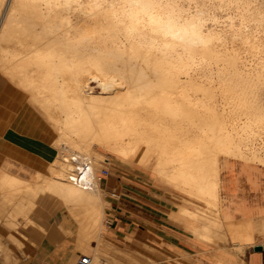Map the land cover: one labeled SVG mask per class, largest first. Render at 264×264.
I'll use <instances>...</instances> for the list:
<instances>
[{
    "label": "bare ground",
    "instance_id": "6f19581e",
    "mask_svg": "<svg viewBox=\"0 0 264 264\" xmlns=\"http://www.w3.org/2000/svg\"><path fill=\"white\" fill-rule=\"evenodd\" d=\"M3 20L0 73L69 152L52 172L85 200L87 237L110 155L210 203L221 155L264 164V0H12Z\"/></svg>",
    "mask_w": 264,
    "mask_h": 264
},
{
    "label": "crops",
    "instance_id": "0c3cea01",
    "mask_svg": "<svg viewBox=\"0 0 264 264\" xmlns=\"http://www.w3.org/2000/svg\"><path fill=\"white\" fill-rule=\"evenodd\" d=\"M54 141L53 131L26 94L0 74V244L6 264L13 257L18 264H73L85 254L92 260L103 256L104 264H116L117 251L140 264H150V260L153 264H264V164L221 155L216 203L151 171L153 178L174 190L163 187L154 191L120 183L119 195L109 202L103 194L117 191L119 181L100 176L98 203L104 210L103 228L97 237H87L85 217L79 214L85 200L79 193L74 198L64 184L67 182L54 178ZM35 203L41 204L32 211L30 205ZM54 203L62 214L55 225ZM30 222L32 227L21 233L10 227Z\"/></svg>",
    "mask_w": 264,
    "mask_h": 264
},
{
    "label": "rangeland",
    "instance_id": "374dc122",
    "mask_svg": "<svg viewBox=\"0 0 264 264\" xmlns=\"http://www.w3.org/2000/svg\"><path fill=\"white\" fill-rule=\"evenodd\" d=\"M11 8H12V0H7L6 4H4L2 11H1V14H0V27L4 21L3 19H5V16L11 12ZM0 74H2V73H0ZM99 81H100L99 79H95L93 81L94 86L96 87V90H97V92H95V93H97V94L101 93V89L99 87V85H100ZM27 98H28V96H27ZM54 135H55L54 146H56L57 134L54 133ZM55 150L59 151L61 158H62L63 154L64 155L69 154V152H66L62 147L58 148V150H57V148H55ZM110 158H111V161H108V162L101 161V164L97 165L98 169H99V175H100L101 170L103 168H107L110 172L111 178L115 177L118 179V181H119L118 187L119 188L117 189V191H113V192L105 191L103 194L104 200L110 202L111 200L114 199L112 197L113 195H116V196L119 195V191H121V187H120L121 184H123L124 186H127V187H129L131 184L132 185H139V186L143 185L144 187H147L149 190H154V191L158 190L159 188H163V187L166 188L167 190H169L170 192H172V190H174V189L160 183L159 181H157V179L153 178L151 176V174L148 172L150 170H146L143 167L138 166L136 163H128V162L119 163L120 160L117 159L116 157L112 156V155H110ZM110 176H108V177H110ZM102 178H104V177H102ZM105 178H107V177H105ZM154 195H156L155 192H154ZM8 204L12 206L14 203L11 202ZM40 204L41 203H35L34 207L32 205H30V207L33 208V210L32 209L31 210L34 211L35 209H37L40 206ZM56 205H57L56 203L53 204V222H54V225H55V223H59L62 220L61 211H60V209H57ZM110 208H111V206H109V208H107V210H109ZM107 218L108 217L106 216V224H107ZM2 219H3V215H0V221H2ZM9 219L11 220L12 216H10ZM39 219H40V217L38 216L36 219V221H38V223H39ZM6 220H7V217H6ZM33 226L37 227V225H33ZM10 227L12 230H15L18 233H21L22 230H24L25 228L27 229L29 227H32V222L27 223L25 225L18 223V224L10 225ZM94 242L98 243L96 240H93V243ZM0 250L2 251V261L1 262L6 264L7 259H6V255H5V249L1 244H0ZM7 251L11 252L10 250H8V248H7ZM105 251L113 254L112 250L111 251L105 250ZM116 253L117 254L115 255V259L113 260V262L116 264H119V263H122V264H127V263L128 264L129 263L140 264V262H138L136 260H133L132 262L130 260H126L123 256V254L120 253V251H117ZM13 258L14 259L11 260L10 264H18L19 260L17 259V257H13ZM76 259L74 260L73 264L75 263ZM154 262L155 261L150 260L149 263L153 264Z\"/></svg>",
    "mask_w": 264,
    "mask_h": 264
},
{
    "label": "built area",
    "instance_id": "2783aa9c",
    "mask_svg": "<svg viewBox=\"0 0 264 264\" xmlns=\"http://www.w3.org/2000/svg\"><path fill=\"white\" fill-rule=\"evenodd\" d=\"M73 162L78 164L79 170L82 172L81 176L83 177L85 174L89 171V166L86 165V159L82 160L81 158H73ZM101 178L102 177H108L110 176V172L107 168H103L100 173ZM2 255L0 254V263H1ZM27 264H33L31 262H28ZM74 264H93V260L88 255H82Z\"/></svg>",
    "mask_w": 264,
    "mask_h": 264
}]
</instances>
